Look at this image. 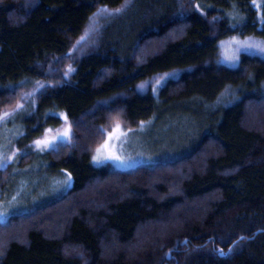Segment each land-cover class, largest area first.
Masks as SVG:
<instances>
[{
  "label": "trees",
  "instance_id": "trees-1",
  "mask_svg": "<svg viewBox=\"0 0 264 264\" xmlns=\"http://www.w3.org/2000/svg\"><path fill=\"white\" fill-rule=\"evenodd\" d=\"M234 36L264 41V0H0V113L46 83L9 122L23 152L0 194L36 179L50 193L0 222V264H264V58L220 63ZM63 112L71 141L34 150ZM117 122L179 151L97 167Z\"/></svg>",
  "mask_w": 264,
  "mask_h": 264
},
{
  "label": "rangeland",
  "instance_id": "rangeland-1",
  "mask_svg": "<svg viewBox=\"0 0 264 264\" xmlns=\"http://www.w3.org/2000/svg\"><path fill=\"white\" fill-rule=\"evenodd\" d=\"M254 2L260 7V0H254ZM111 12L110 10L99 12L94 22H99ZM234 37L239 40L248 38L263 41L253 36L245 38L239 36ZM232 38L223 40L220 43L221 51L219 62L230 67H238L240 65V56L245 52L241 51L238 53V61H232L228 58L226 51L229 49V45L231 44L232 48L235 47V44L231 43ZM253 53H255V50H252L248 54ZM253 55L264 58L260 54ZM73 71L74 68L69 66L66 76L69 78ZM170 75V73L161 74L143 83L140 88L145 90L153 86L156 89L162 86L170 78ZM45 85L46 83L39 82L34 88L23 92L15 108L3 110L0 113V169L6 168L9 164L13 163L17 156L23 152L14 143L15 137L19 135L21 129L17 125H10V120L15 117L20 109L24 108L33 100L37 91ZM61 117L63 119L62 126L57 129H47L41 137L33 141L32 147L34 150L44 152L56 149L59 145L71 141L73 135L72 126L65 112L61 113ZM146 125L147 122H143L140 125V129L131 130L122 123L117 122L110 128L105 129V140L95 150L92 156L93 164L97 167L109 165L115 170H131L138 165L153 164L157 160L175 155L179 151L178 145L180 144L175 134L173 137H166L162 134L165 129L157 130L155 128L145 127ZM37 141H41V143L38 144ZM54 185H56V182ZM18 188L11 198L7 199L4 195L0 194V222L3 224L8 223L13 212L29 209L32 205H35L42 199H46L50 195L49 186L43 179L23 182ZM53 193H57V190Z\"/></svg>",
  "mask_w": 264,
  "mask_h": 264
},
{
  "label": "snow or ice",
  "instance_id": "snow-or-ice-1",
  "mask_svg": "<svg viewBox=\"0 0 264 264\" xmlns=\"http://www.w3.org/2000/svg\"><path fill=\"white\" fill-rule=\"evenodd\" d=\"M231 43H234L235 47L232 48L230 44L229 49L226 51V54L228 58L232 61H238L239 59L238 53L241 51H244L245 53H250L252 52V50H255V53L253 54H260L264 56V41H258V40L248 39V38L244 40H239L233 37ZM37 143L39 144L41 143V141H37Z\"/></svg>",
  "mask_w": 264,
  "mask_h": 264
}]
</instances>
